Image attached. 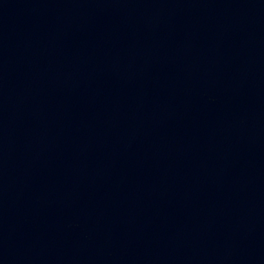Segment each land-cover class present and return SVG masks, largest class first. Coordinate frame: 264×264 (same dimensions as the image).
<instances>
[{
	"label": "water",
	"instance_id": "water-1",
	"mask_svg": "<svg viewBox=\"0 0 264 264\" xmlns=\"http://www.w3.org/2000/svg\"><path fill=\"white\" fill-rule=\"evenodd\" d=\"M0 264H264V0H0Z\"/></svg>",
	"mask_w": 264,
	"mask_h": 264
}]
</instances>
